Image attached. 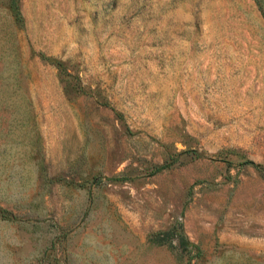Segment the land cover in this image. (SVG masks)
<instances>
[{
	"label": "rangeland",
	"instance_id": "1",
	"mask_svg": "<svg viewBox=\"0 0 264 264\" xmlns=\"http://www.w3.org/2000/svg\"><path fill=\"white\" fill-rule=\"evenodd\" d=\"M18 7L0 264H264V0Z\"/></svg>",
	"mask_w": 264,
	"mask_h": 264
},
{
	"label": "trees",
	"instance_id": "2",
	"mask_svg": "<svg viewBox=\"0 0 264 264\" xmlns=\"http://www.w3.org/2000/svg\"><path fill=\"white\" fill-rule=\"evenodd\" d=\"M7 4H8V8H9L11 14L13 15L14 19L16 21H21V14H20L19 7H18V0H7ZM56 63H58V62H56ZM165 165H167V162L155 166V169H160L161 167H163ZM10 213L11 212H9V210H7L6 208H1L0 207V214L2 216L8 217V218H13L14 215H12Z\"/></svg>",
	"mask_w": 264,
	"mask_h": 264
}]
</instances>
